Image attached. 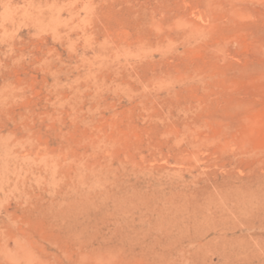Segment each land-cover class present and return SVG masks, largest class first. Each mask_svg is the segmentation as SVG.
Returning a JSON list of instances; mask_svg holds the SVG:
<instances>
[{
  "label": "rangeland",
  "instance_id": "rangeland-1",
  "mask_svg": "<svg viewBox=\"0 0 264 264\" xmlns=\"http://www.w3.org/2000/svg\"><path fill=\"white\" fill-rule=\"evenodd\" d=\"M0 264H264V0H0Z\"/></svg>",
  "mask_w": 264,
  "mask_h": 264
}]
</instances>
